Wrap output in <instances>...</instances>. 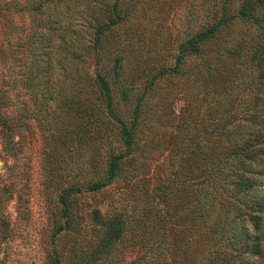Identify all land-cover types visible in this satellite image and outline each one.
<instances>
[{"label":"rangeland","instance_id":"obj_1","mask_svg":"<svg viewBox=\"0 0 264 264\" xmlns=\"http://www.w3.org/2000/svg\"><path fill=\"white\" fill-rule=\"evenodd\" d=\"M39 1L0 0V264H264V135L249 121L256 106L264 119V0ZM46 18L57 30L34 60ZM98 21L113 26L95 53ZM108 70L128 148L101 103ZM185 150L215 177L184 199Z\"/></svg>","mask_w":264,"mask_h":264},{"label":"trees","instance_id":"obj_2","mask_svg":"<svg viewBox=\"0 0 264 264\" xmlns=\"http://www.w3.org/2000/svg\"><path fill=\"white\" fill-rule=\"evenodd\" d=\"M50 2H51V0L46 1V3H48V4ZM43 7H46V6L43 3H41L40 1L36 2V0H35V6L31 8V12L39 14L41 12V10L43 9ZM239 15L241 17H245V9L244 8L241 9V11L239 12ZM42 23L40 26L46 28V33L44 34V33L39 32V34H40L39 36L41 37L42 40L38 41V47H37L38 48V55L33 56L34 60H37L38 57H44V56H47L49 54V53H47L49 50L48 46L50 45L52 38L55 35L54 34L55 30H57L56 25H55L56 21H54V20L47 19L46 21H44ZM96 24H97L96 25L97 26V30H96L97 36H96L95 41L93 42V50L95 51V53L96 52L99 53L102 49V42H104V39H103L104 34L110 28V25L111 26H113V25L109 23L108 25L105 26V25H102L103 23L100 21H98ZM221 24H223V20H220L219 23L215 24L214 26H212L206 30H202V31L196 33L194 37H190V38L186 39L185 44H184V55H180L177 57L175 66L179 65L182 62L183 57H184V61H185L186 56H192V57L197 56L199 54L200 45L202 43H204L205 41H207L208 39H210L213 36V34L218 30V28L220 27ZM71 42H73L72 38H70V44H71ZM46 66H45V69H46ZM109 71L110 70L105 71L106 74L103 76H96L97 87L99 88V92H100L101 97H102L101 103L105 104V110L104 111L108 115L109 119L114 120L118 124V132L122 136V139H123L124 144H125L124 145L125 148H128L132 142V139L130 137V131L131 130H129L124 125V123H122L121 120H119V118L116 117L115 112L117 111V104H115L113 102L114 101L113 96L111 95L109 85H108V82L106 80L107 79L106 76L108 75L107 72H109ZM43 72L47 73V69ZM43 72H41V73H43ZM113 74L115 76H117L118 70L116 72H114ZM47 75H45V77H44V75L39 76V74H37L36 76L31 77L29 79V81H31V82L30 83L28 82V86L33 85L32 83L34 80H35L34 82L36 83V81H39L41 79L46 78ZM47 80H48V77H47ZM33 86H39V84L33 85ZM41 90L42 91L47 90L46 83H42ZM136 103H137V101H136ZM64 105H66V103H64ZM79 108H80V106L76 105L75 107L68 108L67 110L69 112H73V113H76L77 115H79V114H81L80 112L82 110V109L80 110ZM139 109H140L139 105H134L133 111H131V114L134 116V118L137 117V114H138L137 111H139ZM256 109H258V106L254 107V110H253L254 113L250 116L249 121H250V123H252L256 126V128H257L256 131H258V134L261 136V135H264V127H263L264 119H262V120L259 119V117L257 116V113H256ZM84 110H85L84 112H86V109H84ZM93 112L102 114L103 113L102 104H100L97 107H94L89 112L87 111L86 115H88V117L94 118ZM97 116H99V115H97ZM2 125L5 126V121H2ZM247 136L256 138L257 134L255 135V133H254V135H252V133H249V135H247ZM241 139H243V138H240L238 140H241ZM197 145H199V142L196 143L194 145V147L191 148V150L194 152H197L199 150L198 149L199 147ZM187 153L188 152L185 150L184 151V171H185L184 199H185L187 193H190L192 191H196L198 193V189L201 186V183L203 180L201 176H204V174H205V177L207 179H212L213 177H215V172L211 171L213 169H211L207 172L206 171L204 172L200 169V167L194 161L189 162ZM122 158H123L122 153L117 154V156H110V159L107 163V169H106L107 175H106V178L104 179V181L103 182L91 181L88 185H86L85 189L88 192H95V191H99V190L103 189L105 186L110 184L113 181V179H115V177L117 175L118 161ZM188 163L190 165H188ZM212 165H214V167H216L218 165L217 159L213 160ZM186 168H187V170H186ZM194 170L195 171L197 170V171L195 172ZM198 172H199V174H198ZM207 179H205V180H207ZM79 192L80 191L78 189H69V190L64 191L59 196L58 204L61 206V210H62L61 214L63 217H66L67 212H69L68 205H67L68 204V202H67L68 197L71 195H74L76 193H79Z\"/></svg>","mask_w":264,"mask_h":264}]
</instances>
